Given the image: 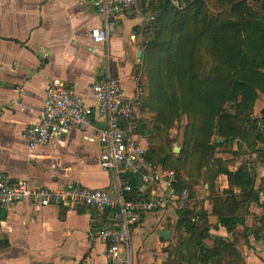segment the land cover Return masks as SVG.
I'll return each mask as SVG.
<instances>
[{"label": "crops", "instance_id": "crops-1", "mask_svg": "<svg viewBox=\"0 0 264 264\" xmlns=\"http://www.w3.org/2000/svg\"><path fill=\"white\" fill-rule=\"evenodd\" d=\"M140 1L141 7L148 5L146 15L136 12L138 15L121 16L108 43L103 45L94 41L92 32L102 27V21L87 0H0V172L32 187L60 190L76 184L118 196L114 174L101 166V146L93 129L84 132L75 128L62 141H53L32 152L24 140V132L37 123L53 80L66 83L88 106L96 108L92 87L107 73L121 82L130 98L135 95L141 76L145 96L140 105H135L130 123L139 124L146 113L153 114L142 108L147 85L140 66L147 47L142 43L143 23L145 19L155 22L157 0ZM153 23L147 28L146 41L152 38ZM263 109L264 94H260L254 116L260 118ZM95 124L102 122L97 118ZM138 136L149 150V139ZM223 149L236 155L247 150L255 159L257 170L246 166L255 173L257 189H261L264 201V175L259 172V168H264L260 161L264 143L258 144L256 151L237 142ZM237 165L245 164L237 162L227 167L236 171L240 167ZM218 180L224 183L220 187L222 192L215 188ZM213 188L214 192L206 184L208 196L202 198L203 206L197 207L199 199L195 193L199 186L194 185L192 191H187L191 201L184 210H193L195 223L210 229L205 246L212 249L216 240L223 239L235 243L242 264H264V221L261 222L264 207L252 203L244 213L246 224L229 232L219 226L214 195L233 187L227 176L220 175ZM179 212L168 214L174 218L170 226H164L159 214L144 216L133 230L131 247L122 250V259L130 254L132 264H169L173 259L171 251L187 236L177 229ZM201 213H206V218L201 219ZM106 223V218L90 208H40L22 203L8 211L0 209V264H111L106 257L107 246L92 240ZM246 228L256 231L261 228L262 232L259 237L250 235L247 242L243 238ZM163 231L171 233L169 241L160 237ZM229 258L227 254L217 256L209 264H229Z\"/></svg>", "mask_w": 264, "mask_h": 264}, {"label": "trees", "instance_id": "trees-1", "mask_svg": "<svg viewBox=\"0 0 264 264\" xmlns=\"http://www.w3.org/2000/svg\"><path fill=\"white\" fill-rule=\"evenodd\" d=\"M210 1H156L153 34L144 55L147 95L142 108L155 115L160 130L149 128L143 120L134 127L150 141L148 162L178 172L179 194L192 191L204 177L214 192L215 179L228 177L231 187L241 193L232 188L214 195V208L219 226L233 232L246 224L242 210L247 212L252 203L264 207L262 191L246 165L231 171L214 154L235 142L252 151L264 143V109L260 118L254 116L257 100L264 94V15L249 4L260 0H215L216 14L210 12ZM186 117L191 123L180 155L153 144V132H167ZM124 179L134 190L127 198H142V181L130 176ZM179 216L177 229L187 236L171 251L169 264H209L224 254L230 257L229 264H242L235 243L218 239L212 249L205 246L210 229L195 223L193 210L179 212ZM206 216L201 213V219ZM260 232L261 228H246L243 238L248 242L250 235L259 237Z\"/></svg>", "mask_w": 264, "mask_h": 264}, {"label": "built area", "instance_id": "built-area-1", "mask_svg": "<svg viewBox=\"0 0 264 264\" xmlns=\"http://www.w3.org/2000/svg\"><path fill=\"white\" fill-rule=\"evenodd\" d=\"M87 1L102 21V27L92 32L94 41L104 45L108 43L119 18L137 9L140 0ZM173 3L178 6L177 2ZM141 79L139 76L135 95L130 98L121 82L107 73L92 87L96 108L88 106L66 83L53 80L47 89V98L40 109L37 123L24 132V140L32 152L53 141H62L75 128L84 132L93 129L101 146V166L115 176L117 197L107 190H92L76 184L60 190L32 187L27 182L14 181L8 174L0 172V209L8 211L22 203L40 208H90L107 220L104 228L93 235L92 240L107 246L106 257L111 264H132L130 254L123 260L121 253L123 249L129 250L131 247L133 230L141 224L143 217L147 214L182 212L191 201L189 192H177L179 174L176 170L148 162L149 150L130 123L135 114V105H140L145 96ZM97 118L102 125L95 124ZM126 176L142 181V198H127L134 190L131 182L124 179Z\"/></svg>", "mask_w": 264, "mask_h": 264}, {"label": "rangeland", "instance_id": "rangeland-1", "mask_svg": "<svg viewBox=\"0 0 264 264\" xmlns=\"http://www.w3.org/2000/svg\"><path fill=\"white\" fill-rule=\"evenodd\" d=\"M140 4H141V1H139V5L137 7V10L136 9L131 10L128 13H126L125 15H127V14L146 15V11L144 12V10L148 7V5H146V3H145V5L141 7ZM249 4L251 6H253L255 9H257V11H259L262 15H264V7L262 9V5L264 4V0H260L259 2L250 1ZM139 6H140V8H139ZM149 8H150V10H152L150 6H149ZM209 8H210V12L212 14H216L219 6L216 5L215 0H211ZM136 12L138 14H136ZM153 14L156 17L155 10H154ZM147 18H151V15L147 16ZM151 23H153V21L150 22L146 19L143 23V39H142L143 41H142V43L144 45H146L149 41V40L146 41V39H144V38L147 34H149V32L147 30L149 29L148 27H150ZM146 24L148 26H146ZM146 37L148 38V35ZM140 67H141V71L143 70V73H144V66L141 65ZM143 121L147 122L146 125H148L149 128H153L155 126V128L157 130H160V129H158V122L156 121L155 115H153V114L151 115L149 113H146L143 117ZM189 123H191V120L188 117H186L183 120V122L176 123V125L167 132L165 130L163 131L162 129H161V133L153 132V137H152L153 144L155 146H158V147L159 146L169 147L170 149H173V152L175 153V155H180L182 153L183 149L185 148V133L188 132L187 128H188ZM177 148H181V152L177 153L175 151ZM231 152L232 151H229V149L226 151L224 149L223 150L217 149L214 156H216V158H220V159L224 160L226 162L227 166H233V165H236L237 162H239V164H245V165L247 164L250 167H255L256 170L258 169V166H257L258 163H256V161H254L255 159L252 156H250L251 155L250 153H247V150H245L243 152L240 151L241 153H237V155L233 154V153L231 154ZM260 161H261V163H264V153L262 154V158L260 159ZM212 165L216 169V163L214 161H212ZM237 166H240V165H237ZM259 170H260L259 171L260 174L264 175V168L263 169L259 168ZM191 173H192V170H191ZM223 185H224V183L221 180H218L215 188H219V192H222V189H220V187H222ZM195 186H199V190L196 191V193H195L196 194L195 196L199 200L195 204L197 205V207H200V206H203L202 198H206L208 196L207 189H206L205 177L203 179H201L200 181H197ZM169 213H171V212H168V213L161 215L163 217L162 222H164V226H167V225L170 226V224H171L170 222L172 221V219H174L172 216L168 215ZM241 213L244 214L245 210H242ZM158 226H159V223H158Z\"/></svg>", "mask_w": 264, "mask_h": 264}, {"label": "water", "instance_id": "water-1", "mask_svg": "<svg viewBox=\"0 0 264 264\" xmlns=\"http://www.w3.org/2000/svg\"><path fill=\"white\" fill-rule=\"evenodd\" d=\"M138 56H139V58L142 57V51L139 52ZM219 142H221V141H219ZM175 151H176L177 153H178V152H181V148H177ZM160 237H161L162 239L166 240V241H169L170 238H171V233H170V232H165V231L160 232Z\"/></svg>", "mask_w": 264, "mask_h": 264}]
</instances>
